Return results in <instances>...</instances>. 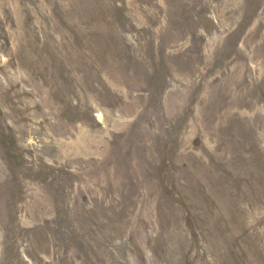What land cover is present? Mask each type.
<instances>
[{"label": "rangeland", "instance_id": "1", "mask_svg": "<svg viewBox=\"0 0 264 264\" xmlns=\"http://www.w3.org/2000/svg\"><path fill=\"white\" fill-rule=\"evenodd\" d=\"M0 264H264V0H0Z\"/></svg>", "mask_w": 264, "mask_h": 264}]
</instances>
